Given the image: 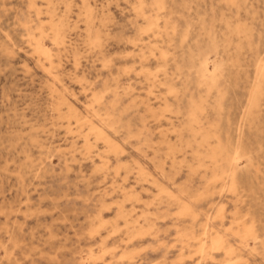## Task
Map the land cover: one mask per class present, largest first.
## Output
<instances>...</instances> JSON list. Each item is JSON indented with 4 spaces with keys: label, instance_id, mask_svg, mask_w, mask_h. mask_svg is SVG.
Wrapping results in <instances>:
<instances>
[{
    "label": "rangeland",
    "instance_id": "rangeland-1",
    "mask_svg": "<svg viewBox=\"0 0 264 264\" xmlns=\"http://www.w3.org/2000/svg\"><path fill=\"white\" fill-rule=\"evenodd\" d=\"M261 71L264 0H0V264H264Z\"/></svg>",
    "mask_w": 264,
    "mask_h": 264
},
{
    "label": "bare ground",
    "instance_id": "bare-ground-1",
    "mask_svg": "<svg viewBox=\"0 0 264 264\" xmlns=\"http://www.w3.org/2000/svg\"><path fill=\"white\" fill-rule=\"evenodd\" d=\"M161 8V7H160ZM160 10V9H159ZM157 20V19H156ZM155 20V21H156ZM150 23V27H151V22H149ZM148 23V24H149ZM147 24V25H148ZM152 26H154V25H152ZM156 26V25H155ZM25 28V27H24ZM148 28H149V26H148ZM152 28V27H151ZM237 28V27H236ZM239 29V28H238ZM37 30V29H36ZM146 31V30H145ZM148 33V32H147ZM159 37V36H158ZM158 39H160V38H158ZM101 61V60H100ZM208 63V62H207ZM162 68V67H161ZM263 70V69H262ZM155 73V72H154ZM202 77V76H201ZM198 85V84H197ZM263 85H264V72L263 71H261L260 72V75H259V83H258V85H257V88H256V90H255V92H254V95L251 97V100H250V103L248 104V110H247V117H246V121H247V119L249 118L251 121L255 118V115H256V112L259 110V108H260V101H261V99L264 97V91H263ZM171 90V89H170ZM172 92V91H171ZM113 100V99H112ZM264 100V99H263ZM193 109V108H192ZM191 109V110H192ZM193 110H195V109H193ZM195 111H197V110H195ZM194 111V112H195ZM204 111V110H203ZM198 112V111H197ZM195 114V113H194ZM191 115H192V112H191ZM195 115H197V114H195ZM199 115V114H198ZM201 116V115H200ZM194 117V116H193ZM197 117V116H196ZM257 118V117H256ZM255 118V119H256ZM195 119V118H194ZM198 119V118H197ZM254 119V120H255ZM257 120V119H256ZM195 122H196V120H194V124H195ZM199 123V122H198ZM212 124V123H211ZM210 124V125H211ZM251 124H253V123H251ZM196 125V124H195ZM193 127H194V125H193ZM191 128V127H190ZM193 129V128H192ZM191 129V130H192ZM196 129H197V126H196ZM195 129V130H196ZM94 130V129H93ZM174 132V131H173ZM195 133V132H194ZM193 133V134H194ZM195 134H197V133H195ZM203 136V138H201V139H204V135H202ZM207 137V136H206ZM209 137H212V136H209ZM86 138V137H85ZM207 139H208V137H207ZM113 141V140H112ZM204 140H202V144L204 143L203 142ZM199 142V141H198ZM207 142V141H206ZM105 144V143H104ZM143 144V143H142ZM218 144H219V142H218ZM204 145V144H203ZM198 146H200L201 147V145H198ZM218 146V145H217ZM221 146V145H220ZM120 148V147H119ZM199 148V147H198ZM229 148V147H228ZM232 149V148H231ZM112 150V149H111ZM233 150V149H232ZM113 151V150H112ZM121 152V151H120ZM240 153V151H235V152H232V153H229V152H226L225 151V148L223 149L222 147H219L218 146V148L215 150V152L214 153H212V154H214L213 155V160H216V162H218L217 161V159H220V165H219V172H218V174L219 175H216L213 179H217V178H221V177H223V175H226L227 174V171H228V169H229V166H231L232 164H233V161H235L236 159H238V157L237 156H235V155H233V154H239ZM216 155V156H215ZM222 165V166H221ZM137 166V165H136ZM204 167V166H203ZM114 169V168H113ZM114 170H116V169H114ZM214 174V173H213ZM214 176V175H213ZM232 180V179H231ZM233 181V180H232ZM232 187H234V182L232 183ZM103 208H105V207H103ZM185 211H187V209H185ZM184 211V212H185ZM204 230V229H203ZM214 236V235H213ZM193 239V241H194V243H195V245L197 246V252L198 253H200V254H203L204 252H205V242H204V240H203V238L202 237H200V236H196V237H194V238H192ZM137 250V249H136ZM140 250V249H139ZM209 250H211V251H214V252H220V251H223L224 253H225V255L227 256V257H229V256H232L233 255V251H232V248L231 247H229L220 237H219V235H215L214 237H213V239H211V246H210V249ZM100 255V254H99ZM179 255V254H178ZM180 256V255H179ZM183 260V259H182ZM199 261V260H198Z\"/></svg>",
    "mask_w": 264,
    "mask_h": 264
}]
</instances>
